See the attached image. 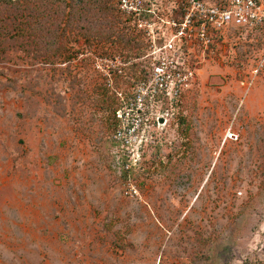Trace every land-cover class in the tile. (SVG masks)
<instances>
[{
  "label": "rangeland",
  "instance_id": "1",
  "mask_svg": "<svg viewBox=\"0 0 264 264\" xmlns=\"http://www.w3.org/2000/svg\"><path fill=\"white\" fill-rule=\"evenodd\" d=\"M124 18L118 0L1 2L0 264H264V29L196 49L123 174L111 117L147 48Z\"/></svg>",
  "mask_w": 264,
  "mask_h": 264
},
{
  "label": "built area",
  "instance_id": "2",
  "mask_svg": "<svg viewBox=\"0 0 264 264\" xmlns=\"http://www.w3.org/2000/svg\"><path fill=\"white\" fill-rule=\"evenodd\" d=\"M164 1L169 5L168 18L160 17L165 11ZM118 3L147 45L138 58L144 60L146 73L129 101L117 109V127L112 135L118 146L117 163L122 165L123 172L130 174L141 165L144 148L150 143L147 101L164 99L175 105L195 76L192 63L196 49L206 53L215 32L221 28L231 25L264 29V0H118ZM101 60L113 67L122 61L121 57ZM111 71L107 67L108 75ZM131 182L134 181L127 178L124 184L126 194L136 188Z\"/></svg>",
  "mask_w": 264,
  "mask_h": 264
},
{
  "label": "trees",
  "instance_id": "3",
  "mask_svg": "<svg viewBox=\"0 0 264 264\" xmlns=\"http://www.w3.org/2000/svg\"><path fill=\"white\" fill-rule=\"evenodd\" d=\"M3 0H0V6H1V2H2ZM108 5H106L105 7H107ZM125 19V18H124ZM126 21H128V19H125ZM138 35H135V37L133 38L134 40L136 39V41H137V39H138V36L140 37V38H142V35L140 34V33H137ZM134 50H135V48H134ZM137 50V49H136ZM138 50H140V48L138 49ZM137 50V51H138ZM141 52V51H140ZM143 52V53H142ZM142 55L144 54V52H145V50L143 49L142 50ZM146 73V71H144V74ZM103 93H105V94H107V91H106V89H103ZM175 105H176V103H175ZM117 112V109H116V106L114 107V109H113V114H112V117H111V119H114V120H116L117 119V117H116V113ZM111 126H113V129L115 130L116 129V127H117V122H113L112 124H111ZM114 132V131H113ZM123 174H125V172H123ZM122 175V174H121ZM124 177V176H123ZM126 178V177H125Z\"/></svg>",
  "mask_w": 264,
  "mask_h": 264
},
{
  "label": "water",
  "instance_id": "4",
  "mask_svg": "<svg viewBox=\"0 0 264 264\" xmlns=\"http://www.w3.org/2000/svg\"><path fill=\"white\" fill-rule=\"evenodd\" d=\"M159 122L163 124V123L165 122V118L161 117V118L159 119Z\"/></svg>",
  "mask_w": 264,
  "mask_h": 264
}]
</instances>
